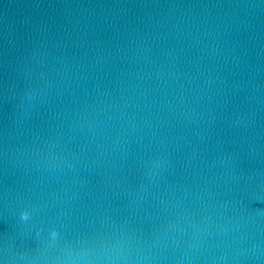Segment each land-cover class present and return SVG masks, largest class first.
<instances>
[{"label": "water", "instance_id": "1", "mask_svg": "<svg viewBox=\"0 0 264 264\" xmlns=\"http://www.w3.org/2000/svg\"><path fill=\"white\" fill-rule=\"evenodd\" d=\"M0 264H264V0H0Z\"/></svg>", "mask_w": 264, "mask_h": 264}]
</instances>
